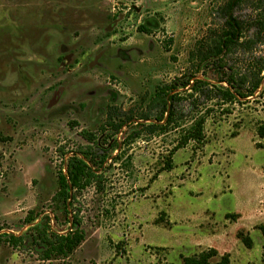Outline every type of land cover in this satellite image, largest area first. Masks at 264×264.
I'll return each mask as SVG.
<instances>
[{
    "label": "rangeland",
    "instance_id": "374dc122",
    "mask_svg": "<svg viewBox=\"0 0 264 264\" xmlns=\"http://www.w3.org/2000/svg\"><path fill=\"white\" fill-rule=\"evenodd\" d=\"M223 3L0 0V225L24 238L18 248L2 244L0 264H182L209 249L216 260L229 254L230 264H264V93L224 107L230 114L213 112L205 146L178 150L171 171L163 169L174 133L143 138L115 161V143L135 127L107 132L104 191L89 187L68 210L55 200L62 151L88 145L83 134H97L110 107L137 109L185 74L197 42L222 24ZM237 16L256 14L244 5ZM204 71L212 83L220 78ZM74 217L82 245L43 260L40 233L66 234Z\"/></svg>",
    "mask_w": 264,
    "mask_h": 264
},
{
    "label": "trees",
    "instance_id": "16d2710c",
    "mask_svg": "<svg viewBox=\"0 0 264 264\" xmlns=\"http://www.w3.org/2000/svg\"><path fill=\"white\" fill-rule=\"evenodd\" d=\"M244 5L256 14L254 18L237 16V11ZM217 12L222 24L210 27L206 36L197 42L189 58L191 66L185 74L157 86L148 103L144 104L146 99H143L137 109L125 112L110 107L99 134H83L88 145L70 153L62 151L63 158L67 159L59 171V191L55 200H62L67 210L73 206L77 195L89 187L104 191L102 168L108 156L99 154V151L107 153L101 147L107 132H111L110 137H116L128 125L135 127L123 142L115 143L119 152L115 161H121L128 154V149L143 138L147 141L174 133V145L163 169L171 171L174 168L172 157L178 150L191 144L195 150L205 146V128L213 112L219 110L222 116L230 114L229 109L223 108L248 102L257 94L263 95L264 0H224ZM140 30L151 33L144 27ZM209 66L220 74L215 83L205 78L204 69ZM257 136L264 139V123L258 125ZM128 159L131 160L130 157ZM35 216L31 212L26 224L34 225ZM72 226L66 234L40 233L45 246L43 260L66 258L82 245L86 238L82 221L74 217ZM258 229L264 237V225ZM237 237L247 248L253 247L251 237L243 231H239ZM4 243L18 248L24 243V238L3 233L0 225V247ZM218 257L216 249H209L198 255L182 257V264H230L229 254L216 260Z\"/></svg>",
    "mask_w": 264,
    "mask_h": 264
}]
</instances>
